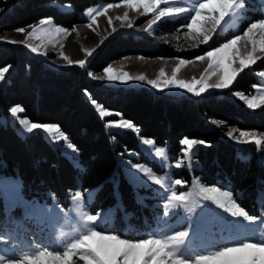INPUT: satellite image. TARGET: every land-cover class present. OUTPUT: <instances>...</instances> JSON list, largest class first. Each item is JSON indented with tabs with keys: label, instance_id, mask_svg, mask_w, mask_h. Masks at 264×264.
Here are the masks:
<instances>
[{
	"label": "trees",
	"instance_id": "obj_1",
	"mask_svg": "<svg viewBox=\"0 0 264 264\" xmlns=\"http://www.w3.org/2000/svg\"><path fill=\"white\" fill-rule=\"evenodd\" d=\"M98 1L118 0H12L9 5L4 4L0 32L27 26L47 16L71 27L82 21L80 10ZM245 1L253 19L257 18L255 13L263 14V0ZM180 24L181 21L173 20L163 28L168 30ZM134 53L186 57L194 54L158 43L148 35L138 37L135 33L121 32L98 47L89 65L99 71L111 61ZM0 69H7L0 81V115L5 113L8 119L12 107L20 105L22 114L32 121L57 123L78 150L79 163H76L56 148L42 130L23 136L9 119L5 122L0 118V174H19L28 198L56 196L67 205L77 190L99 186L97 208L118 200L124 205L125 212L120 209L116 220L119 233L144 236L157 226L162 207L138 198L135 185L118 164V152L140 149L137 132L131 129L108 132L105 119L88 98L89 93L106 108L133 121L141 135L160 144L169 143L172 153H183L184 138L204 141L205 144H197L194 152V172L184 167L185 177L192 180L198 175L207 185L229 190L250 213L264 212V150L255 142H236L225 134L226 127L264 132V105L250 109L234 94L253 91L259 82L256 71L264 70V60L241 71L227 90L179 98L149 88L111 87L95 82L81 66L54 68L14 42H0ZM118 170L121 174L117 185L114 176ZM5 216L0 198V217ZM125 226L129 229L127 233ZM138 230H143L141 235L136 234Z\"/></svg>",
	"mask_w": 264,
	"mask_h": 264
},
{
	"label": "rangeland",
	"instance_id": "obj_2",
	"mask_svg": "<svg viewBox=\"0 0 264 264\" xmlns=\"http://www.w3.org/2000/svg\"><path fill=\"white\" fill-rule=\"evenodd\" d=\"M11 1L0 0V15L5 10L4 4L9 5ZM131 2L139 6L129 7V0L98 1L93 3L79 11L82 21L71 27L58 23L54 16H47L27 26L0 32V42L21 44L47 65L57 69L75 66L78 65L77 61L84 60L85 64L81 67L87 69L88 77L107 86L134 89L149 88L177 98L186 94L205 95L227 90L234 84L241 71L264 60V55H260L261 45L257 43V52L254 55L259 58L255 62L250 63L248 67L241 69L226 89L206 88L203 93H199L198 89L201 85L197 84L195 85L197 91L189 93L187 89H181L177 84H170L167 88L151 85L148 83L149 80H160L161 84L164 80L170 81L173 71H176L177 81L191 82L194 79L199 81L202 77H206L209 84L218 82L215 70H208V65L211 61L207 58L203 61H197L195 57L204 55L207 51L228 42L237 35L243 37L252 23L264 20V9H262L263 14L261 15L255 13L257 18L253 19L251 17L252 14L249 13L250 10L246 1L237 0L241 7L235 9L232 14L225 16L212 34L209 42L201 44L199 41H192L191 37L186 36L188 31L187 24L191 22V16L195 14L194 11L178 13L172 18L161 17L159 20H156V16L164 8H170L173 12L176 8L195 9L198 7V3L206 2V0H158V2L157 0H131ZM148 2L156 3L154 11H145L143 5ZM219 2L220 0H213V3L217 4V6ZM89 8L93 9V17H88L87 15ZM97 9L99 11H96ZM204 15L206 14H202V18ZM42 20L50 21V23L41 27L40 22ZM153 20H156V23L149 29L150 22ZM173 20L181 21V24L168 30L163 28V26ZM33 27L39 29V31H37L36 35L30 36L29 33L33 31ZM20 29H23V31H20ZM57 29L62 31L57 32ZM121 32L135 33L138 37L148 35L158 43L172 46L184 53L193 52L194 54L193 57H186L185 55L150 56L134 53L111 61L99 71L90 68L89 63L98 47L110 36ZM262 33H264V30H254L257 41H259ZM193 43L196 44L195 48L192 47ZM236 47L242 53H244L245 48L251 51L252 42L251 40L246 42L242 39L237 43ZM33 48L36 49L35 52ZM181 59L185 60L186 63L180 65L177 70V65H179ZM69 60L73 63L69 64ZM238 64L239 61L237 60L233 66L236 67ZM108 67L112 68L111 74L114 76H123L127 72L129 76H144L145 79L143 81L127 79L110 81L107 79L108 73L104 71ZM161 69H163V76H161ZM256 72L259 82L251 93L244 91L234 92L235 95L240 94L237 95L238 97L255 98L258 104L255 109L264 105V91L258 90L264 89V76L261 75L264 70ZM2 78L0 77V81ZM87 95L93 102L98 114L101 108L108 113L107 116H103L108 132L126 130L116 126V123L121 119L133 123L134 128L131 130L136 131L139 136L140 149H127L124 152H118V164L128 179L135 185L138 198L150 202L151 206L162 207L157 226L153 231H146L144 236H125L116 230L120 226L119 223L116 224V220L120 216L118 212L120 209L125 212L122 201L118 200L114 204L97 208L95 199L99 186L77 190L71 195L69 203L65 205L56 196L51 199L28 198L23 192L21 176L3 172L0 174V198L2 199L6 216L4 219L0 217V257H3L4 261L20 259L25 255H32L43 248L62 254L68 243L86 233L90 227H94L95 230L102 231L104 234L117 235L121 239H127L131 242H138L141 239L151 237H169L175 235L178 231H188L189 236L185 238V242L178 251L180 255L189 259L194 256H208L211 253L222 250L224 247H239V242L259 244L260 241H264V212L259 215L250 213L237 203L229 190L222 189L217 185H207L199 179L198 175H194L192 180L185 177L184 167H188L194 172L193 168L196 166L194 152L197 149V144L193 145L192 148H187V150V146H185L183 153H172L169 143L160 144L153 138L141 135L140 129L133 121L106 108L89 93ZM242 100L249 107L247 101ZM14 107L20 110L16 113L11 112L8 119L16 126L21 135L26 136L29 134L27 127L21 121H27L29 126L32 123L56 124L62 135H52L42 131L56 148H60L66 156L79 163L76 145L57 123L32 121L22 114L20 105H15L12 108ZM115 115L118 117H115ZM0 118L5 122L6 120L8 121L5 113L1 114ZM217 123L221 124L220 121H217ZM37 130L40 129H34L32 132ZM240 132L254 133L255 135L241 137L239 135ZM229 133H232V135L230 136ZM225 134L230 139L236 137V139H233L236 142L256 143L259 140L261 143L258 146L264 150V132L226 127ZM112 138L114 139L113 135ZM147 139L153 140L154 143L152 145L144 144L143 141ZM156 148L164 149L161 156L156 155ZM144 154H146L145 158H142ZM146 173H151L154 178L162 179L164 186L155 185ZM120 174L121 171L118 170L114 176V181L117 185L120 181ZM177 179L182 181L179 186L174 185V181ZM144 187H151V189ZM173 187H175L177 193L180 191H193L194 189L199 191L201 188L208 187L219 188L221 192L230 193L231 201H234L240 208L244 209L248 215L255 216L257 219L254 222H249L243 217H233L225 209L216 205L215 202L203 199L202 195L191 200L187 207L177 205L174 208H165L168 203L167 196L171 194ZM147 197L153 199L150 200ZM97 213H101V216L94 225L84 222L86 215ZM124 216L126 217L127 214L125 213ZM127 227H124L126 228V233L129 231ZM142 231L138 230L136 234L141 235ZM90 243L95 244L96 241H91ZM106 243L109 245V253L114 251L115 242ZM147 247L145 246L143 251L146 252ZM259 251V248L244 249L241 252L230 253L229 255L248 257L250 252L258 253ZM261 256L264 258V253ZM119 259L117 257V261ZM222 259H210L205 264H222ZM73 264H83V262L74 258ZM193 264H195L194 261Z\"/></svg>",
	"mask_w": 264,
	"mask_h": 264
},
{
	"label": "snow or ice",
	"instance_id": "obj_3",
	"mask_svg": "<svg viewBox=\"0 0 264 264\" xmlns=\"http://www.w3.org/2000/svg\"><path fill=\"white\" fill-rule=\"evenodd\" d=\"M128 6L138 7L139 5L129 0ZM143 7L145 11L152 12L156 9V3L148 2L145 3ZM238 7H241V5L237 0H220L218 6L213 3V0H206V2L198 3V7L195 9L176 8L173 12L170 8H164L163 11H160L156 16V20H159L161 17L172 18L178 13L194 11L195 14L191 16V22L187 24L188 31L186 32V36L191 37L192 41H199V43L205 44L209 42L212 34L216 31L217 26L221 24L225 16L232 14ZM96 11L99 10L97 9ZM202 14L206 15L202 18ZM87 15L88 17H93V9L89 8ZM156 20L150 22L149 29L156 23ZM109 22L111 23V21ZM48 23H50V21L42 20L40 22L41 27H44V25ZM89 27H91V25H89ZM256 29L264 30V20H260L258 23H252L243 37L237 35L228 42L207 51L204 55L195 57L197 61H203L206 58L211 61L208 65V70H215L218 82L209 84L206 77H202L199 81L195 79L191 82L184 80L177 81L176 71H173L170 81L164 80L161 84L160 80H149L148 83L164 88L169 87L170 84H177L179 88L187 89L189 93L197 91L195 87L197 84L201 85L198 89L199 93H203L206 88L226 89L241 69L248 67L250 63L255 62L259 58L257 55H254V53L257 52V43L261 45L260 55H264V33L260 35V39L257 41L254 34V30ZM20 31H23V29H20ZM37 31H39V29L33 27V31L29 33V35L34 36ZM56 31L61 32L62 30L57 29ZM242 39L246 42L251 40V51L245 48L244 53H242L240 49L236 47L237 43ZM192 47L195 48L196 44L193 43ZM33 51L35 52L36 49L33 48ZM65 59H67V57H65ZM237 60L239 64L234 67L233 65ZM72 63L73 62L69 60V64ZM76 63L80 66H84L85 61L80 60ZM185 63L186 61L181 59L179 65H177V70L180 65H184ZM6 71L7 69H0V77H3ZM104 71L108 73L107 79L110 81L124 79L143 81L145 79L144 76H129L127 72H125L123 76H114L111 74L113 71L111 67L105 68ZM261 75L264 76V73H261ZM161 76H163V69H161ZM258 90L264 91V89ZM237 95L240 94L238 93ZM240 98L246 100L250 108L255 109L258 107L255 98L248 99L245 96H240ZM19 110L20 109L15 107L12 108L13 113ZM99 114L102 117L108 115L103 108L99 110ZM21 123L25 124L29 133L34 129H40L52 135H62L56 124L32 123L29 126L27 121H21ZM116 126L122 129L134 128L132 122L124 119L118 121ZM229 135L231 136L232 133H229ZM239 135L241 137H246L255 134L240 132ZM233 139H236V137H233ZM143 143L152 145L154 142L151 139H147L144 140ZM256 143L260 144L261 142L257 140ZM181 144L187 146V150V148H192L195 144H205V142L184 138L181 140ZM163 152V148H156L157 156H161ZM146 174L155 185L164 186V181L162 179L152 177L151 173ZM181 184L182 181L179 179L174 181L175 186ZM201 195L203 199L215 202L216 205L225 209V211L230 213L233 217H243L249 222H254L257 219L255 216L248 215L244 209L240 208L234 201H231L230 193L221 192L220 189L216 187L201 188L199 191L195 189L193 191H180L179 193H177L175 187H173L171 194L167 196L168 203L165 205V208H174L177 205L187 207L191 200ZM165 215H167V213H165ZM100 216L101 213L86 215L84 217V222L94 225ZM188 236V231H178L175 235L169 237H151L148 239H141L138 242H131L127 239H121L117 235L104 234V232L97 231L94 227H90L86 233L76 237L73 241L68 243L62 254L60 252L50 251L48 248H43L32 255H25L20 259H9L4 261V258L0 257V264H73L74 258L82 261L83 264H193V261L195 264H205V262L210 259L220 260L221 258H223L222 264H264V258L261 256V254L264 253V241H260L259 244L239 242V247H224L222 250L211 253L208 256H194L189 259L180 255L178 251L180 246L185 242V238ZM91 241H96V243H90ZM106 242H115L114 251L109 253V245ZM145 246H148L146 252L143 251ZM256 248H259L260 251L258 253L250 252L248 257L229 255L230 253L241 252L244 249L251 250ZM117 257L120 258L119 261H117Z\"/></svg>",
	"mask_w": 264,
	"mask_h": 264
},
{
	"label": "bare ground",
	"instance_id": "obj_4",
	"mask_svg": "<svg viewBox=\"0 0 264 264\" xmlns=\"http://www.w3.org/2000/svg\"><path fill=\"white\" fill-rule=\"evenodd\" d=\"M10 234V233H9ZM15 238H17V237H15Z\"/></svg>",
	"mask_w": 264,
	"mask_h": 264
}]
</instances>
